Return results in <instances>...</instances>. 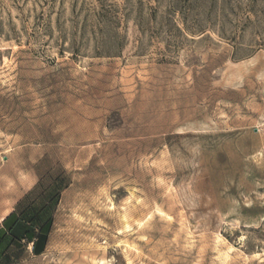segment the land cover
<instances>
[{
  "label": "rangeland",
  "instance_id": "1",
  "mask_svg": "<svg viewBox=\"0 0 264 264\" xmlns=\"http://www.w3.org/2000/svg\"><path fill=\"white\" fill-rule=\"evenodd\" d=\"M15 264H264V0H0V226Z\"/></svg>",
  "mask_w": 264,
  "mask_h": 264
},
{
  "label": "trees",
  "instance_id": "2",
  "mask_svg": "<svg viewBox=\"0 0 264 264\" xmlns=\"http://www.w3.org/2000/svg\"><path fill=\"white\" fill-rule=\"evenodd\" d=\"M60 196L59 190L48 192L47 200L41 201L40 194L31 204L22 206L19 203V212L9 214L0 227V264H15L19 258L17 250L34 242V251L40 243L44 251L52 225V212ZM36 252L35 254H37Z\"/></svg>",
  "mask_w": 264,
  "mask_h": 264
},
{
  "label": "crops",
  "instance_id": "3",
  "mask_svg": "<svg viewBox=\"0 0 264 264\" xmlns=\"http://www.w3.org/2000/svg\"><path fill=\"white\" fill-rule=\"evenodd\" d=\"M9 215V214H8ZM7 215V216H8ZM6 216V217H7ZM6 217H4L3 218V220L6 218ZM3 225H1L0 227H2ZM28 247V251H31V252H33L34 254L36 253V252H38L36 255H41V254H43L44 253V251H45V249H46V247H45V249H44V251H41L40 249H41V245H40V243H38L37 244V250L38 251H34V247H35V244H34V242H30V243H28V245H27Z\"/></svg>",
  "mask_w": 264,
  "mask_h": 264
}]
</instances>
